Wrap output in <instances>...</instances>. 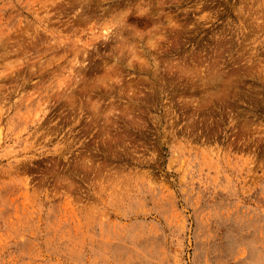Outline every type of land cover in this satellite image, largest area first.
<instances>
[{
    "label": "rangeland",
    "instance_id": "obj_1",
    "mask_svg": "<svg viewBox=\"0 0 264 264\" xmlns=\"http://www.w3.org/2000/svg\"><path fill=\"white\" fill-rule=\"evenodd\" d=\"M0 264H264V0H0Z\"/></svg>",
    "mask_w": 264,
    "mask_h": 264
}]
</instances>
